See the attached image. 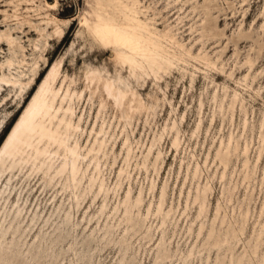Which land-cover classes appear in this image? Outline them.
Instances as JSON below:
<instances>
[{"label": "rangeland", "instance_id": "1", "mask_svg": "<svg viewBox=\"0 0 264 264\" xmlns=\"http://www.w3.org/2000/svg\"><path fill=\"white\" fill-rule=\"evenodd\" d=\"M45 1L49 5H54L55 0H0V65L13 58L16 63L12 73L25 76L22 78L25 82L33 74L41 73L36 80L38 83L48 73L46 66L64 58L61 77L67 76L65 82L69 84L73 81L70 88L81 93L80 100H75L76 118L74 117L75 122L81 118L80 130L71 137L70 143L73 145L77 141L82 148L81 153L85 154L86 148L92 145L95 138V134L90 133L91 129L99 131L103 126L107 132L105 136L107 156L101 157L100 180L109 193L106 199L101 193L93 200L99 183L90 192L88 183L93 168L89 166L88 158L82 163L81 168L85 176L78 191H74L79 199L85 198L83 203L80 201L81 207L78 210L65 181L55 184L52 188H46L42 184L41 175H36L30 165L17 172L13 182L16 191L20 186L24 187L25 193L29 191L26 195L28 200H24L25 220L20 226L13 222L12 207L15 199H12V196L0 203V231L8 230L11 233L19 228V233L14 239L11 235L5 240L0 239V264H155L157 245L162 237L161 217H156L155 213L160 189L164 184L167 187L164 212L172 207L175 213H171L164 228L165 248L169 259L161 264H182L181 260L190 250H193L191 264H215L218 259H222L221 264H233L239 258L243 259V264H256L264 257V234L262 239H256L260 231L259 226L264 223V184H261L264 177V144L257 162L258 150L262 145L259 142L260 125L264 117V28H262L264 0H209L208 7L205 8L204 0H138L137 8L151 19V26L160 32L173 28L180 43L191 49L194 55L206 51L208 57L216 62L219 71L206 69L197 61L187 59L188 65L179 63L168 75L163 74L162 80L157 84L150 78L140 79L137 84L134 79L129 78L127 68L121 69L115 65L109 50L103 49L85 35L80 36L78 17L86 8L85 0L58 1L55 13L61 19L74 20L71 21L70 27L65 29L63 39L52 41L54 38L52 26L47 25L44 20V16L52 11L44 6ZM204 23L211 28V33L208 37L200 39ZM41 29L45 31L39 32ZM239 31L245 33L246 37L240 40ZM247 57L253 61L252 70L247 66L241 67ZM22 61L23 63L19 65ZM88 67L105 69L112 76L121 74L147 105L157 99L154 111H150L148 117L149 124L144 127L147 114L142 113L138 121H134L127 128L129 143L133 149L128 169L123 162L125 151H121L124 142L121 133L124 123L121 111L111 99L102 94L99 85H88L85 78ZM230 73H233L231 79L228 77ZM9 74L6 67L0 68V78L2 75L10 78ZM247 74L248 78L244 82L243 77ZM224 87L227 97L223 101L225 113L222 116L218 107L223 98ZM36 89L35 86L33 91L26 95V90L20 91L18 88L0 83L2 141L18 118L19 113L16 111L20 103L24 98L27 101V97ZM234 91L237 92L238 98L243 100L245 113L242 112L238 101L231 118L227 103L228 96ZM101 102L104 103V107L100 110ZM99 110L101 113L97 115ZM199 121H201L199 131L193 134ZM173 122L180 132L177 151L171 145V136L174 132L170 131V127ZM164 128L166 131L158 145L162 154L157 162L159 174L157 175L151 166L156 156L155 149L149 157L148 172L145 173L141 166L136 167V164L142 163L141 152L146 153L153 138H158ZM231 134L234 140H238L239 156L232 157L226 169V177L221 180L223 167L217 161L214 162L215 150L221 142L228 143ZM234 140L231 142L232 146H235ZM246 142L249 143L248 167L250 170L254 168V175L248 183H243V175L240 172ZM208 153L210 155L205 166ZM114 156L117 157L116 164H113ZM196 163L201 170L200 184L205 185L208 178L212 188V193L208 195L206 219H203L206 227L204 239H196L198 221L193 224L192 235H188V227L197 215V209L191 201L188 202L190 209L184 213L187 193L190 189L194 193L196 184L191 186L186 182L183 186V179L187 168L188 173L191 172ZM120 169L130 175L129 181L125 174H122V180L118 181ZM152 181L156 184L153 195L149 192ZM129 186L133 201L139 191H143L139 215L140 220H144L149 214L145 226L140 231L136 229L137 233L130 230L125 236L126 227L122 224L111 236H104L105 225L117 226L122 218L121 204ZM234 187L237 189L233 191L232 201L228 203L225 192ZM63 202L64 209L60 212L58 207ZM217 203L226 207L229 216L234 211L235 220H238L239 224L240 214L245 213L248 206L250 210L247 223L239 239H228L233 248L232 254L212 249L209 255L202 252L200 256L198 251L206 240ZM103 205L106 210L101 215ZM116 207L119 213L115 221H110L111 213ZM68 211L74 218L65 226L67 219L64 213ZM134 215L136 212H133L135 218ZM107 217L110 218L107 220ZM226 229L227 225L220 229L219 222L215 224V232L220 230L221 236L225 235ZM124 236L127 247L126 244L121 245ZM11 241L14 242L11 244ZM213 242L214 239H210V244ZM255 245L258 249L254 256L250 250ZM10 247L13 248V253L10 252ZM249 259L251 261H248Z\"/></svg>", "mask_w": 264, "mask_h": 264}, {"label": "bare ground", "instance_id": "2", "mask_svg": "<svg viewBox=\"0 0 264 264\" xmlns=\"http://www.w3.org/2000/svg\"><path fill=\"white\" fill-rule=\"evenodd\" d=\"M58 1L59 0H55L54 5H49L47 1L44 2V6L52 11V13L46 14L44 16V20H46L47 25L52 26L53 29L52 36L54 38H52V41L55 39H63L65 36V29L70 27L71 21L74 20L61 19L58 14L55 13V8L58 4ZM204 3V8L208 7L209 0H204ZM85 4L86 8L78 17V25L81 29V32L79 33L80 36L82 37L85 35V37L89 38L92 42L98 44L103 49L109 50L115 65L120 66L121 69L124 67L127 68L129 72V78L134 79L137 84L139 83L140 79L145 80L146 78L154 80L157 84L162 80L163 74L168 75L173 68H176L179 65V63L188 65V62L186 61L187 59L194 60L195 62L197 61L206 69L218 71L216 62L212 61L208 57V55L205 53L206 51L200 52L197 55L192 54L191 49L186 48L177 40L176 34L172 30L173 28H167L166 30L160 32L156 27L151 26V19H148L143 14L144 11L138 10V0H85ZM39 10L41 11L42 9L40 8ZM262 28L264 27L262 26ZM44 31V29L39 30V32ZM241 31L238 32L239 39L246 37L244 36L245 33L243 34ZM209 33H211V28L204 23L201 27L200 39L208 37ZM72 47L73 44L71 45V48ZM63 59L64 58L62 57L61 59L54 61L52 65L46 66L48 73L44 78H41L38 83L36 80L40 77L41 73L33 74L27 82L22 79L25 76L13 74V66L16 63L13 58L0 65V68L6 67L10 73V78H6L4 75H2L0 78V83L11 88H18L20 91L26 90V95L30 94L35 86L37 87L36 91L31 94V96L27 97V101L25 100L26 98H24L20 103L16 111L19 113L18 118L13 123L12 127L0 144V203L11 196L12 199H15V204L12 207L14 210L13 222L18 226L23 224L25 220V217H23V213L26 209V203H24V200H28L26 195L29 194V191L25 193V189L24 187L22 188V186H20L18 191H16L17 188L13 182L16 173L23 171V169L28 165L34 169L36 175H41L42 184H44L46 188H52L55 186V184L65 181L64 183L67 184V189H70L71 195L73 196L72 198L76 202V210L81 207L80 201L83 203L85 200L83 197L82 199H79L77 193H74V191H78L82 183V179L85 176V172L82 174L81 168L82 163L86 158L89 160V166L91 165L93 168L88 183L90 192H92V189H94L93 187L99 183L97 194L94 195L93 200H95L101 193L106 199L109 193L108 190L104 188L103 182L100 180L101 157L105 158L107 156L105 152V148H107V141L105 137L107 132L104 130L103 126L100 127L99 131L94 130V128L91 129L90 133H94L95 138L92 145L88 147V149L86 148L85 154L81 153L82 148L77 141H75L73 145L70 143L71 137L76 135V133L80 130L79 124L81 118L79 117L78 121L75 122L74 117L76 118L75 100H80L81 93H78L70 88L71 84L74 83L73 81H70L69 84L65 82L67 76L61 77ZM22 63L23 61L19 63V65ZM243 66H247L249 70L252 68L253 61L250 57L245 59L241 67ZM181 69L186 71L184 68ZM220 72H222L221 69ZM232 75L233 73H230L228 77L230 78ZM192 77L193 74L191 75V79H193ZM85 78L88 82V85H99V89L101 90L102 94L111 99L114 105L121 111V117L124 122L121 131L124 137L121 151H125V155H123V162L128 169L130 164L129 162L132 159L133 149L129 143L127 128L130 127L134 121H138V117H140L142 113L147 114L144 127L146 124H149L148 117L150 116V111H154V104L157 102V99H154L152 104L147 105L143 101L141 95L132 88L130 82L127 79L122 78L121 74L119 73L116 76H112L105 69L100 70L98 68L88 67L86 69ZM247 78L248 74L243 77V81L246 82ZM0 97H2V93H0ZM226 97L227 91L226 87H224L223 98L221 99L218 107L219 113L222 116H224L225 113L223 101ZM228 97L229 101L227 103V109L230 111L231 118H233L235 104L238 101L240 102L242 112L245 111L243 107V100L238 98L236 91H234L233 94ZM215 98L216 97L214 96L213 99ZM103 107L104 103L101 102L100 110ZM201 108L202 103H200V110ZM100 110L98 111L97 115H100ZM200 125L201 121L198 122L193 134H196V132L199 131ZM245 126L246 119H244L243 128H245ZM165 131L166 128L162 130V133L158 136V138H153V141L150 143L145 154L141 152L140 156L142 157V163L136 164V167L141 166L145 173L148 172L149 157L152 154V151L155 149L156 156L151 166L156 174H159V171L157 170V162L161 158L162 154L158 145L161 142ZM170 131L174 132L171 136L172 148L177 151L180 144V139L178 138L180 132L177 130L175 122L172 123ZM233 140L234 138L231 134V136L228 138V143L223 144L221 142L218 148L215 150L214 162L217 161L219 165L223 167L221 180L225 179L226 177V169L230 165L232 157L239 156L237 154L239 148L238 140H234L235 146H232L231 142ZM259 142H261L262 145L258 150L257 162L261 157L264 144V117L260 125ZM248 152L249 143L246 142L243 149L244 160L242 163V171L240 172V174L243 175V183H248L252 175H254V168L250 170L248 167ZM209 155L210 154L208 153L206 156L204 162L205 166L207 164V159H209ZM116 158L117 157L114 156L113 164H116ZM123 169L119 170L118 181H120L122 178V174H125V178L129 181L130 175ZM188 169L189 168H187V173L183 179V186L186 182H189L191 186L196 184V189L194 193L191 191V189L188 191L184 213L190 209L188 206L189 201H191V204L197 209V215L188 227V235H192L193 224L198 221L199 227L196 234V239H202L206 233V227L203 219H206V214L209 207L208 195L212 193V188L208 178H206L205 185L202 186L200 184L201 170L198 163L195 164L189 173ZM261 184H264V177L261 180ZM119 186L121 185L119 184ZM166 188V184H164L160 189L155 213L156 217H161L160 229L162 231V237L156 249L157 253L156 260L154 262L155 264L164 263L169 259V255L167 254V250L165 248L164 228L166 227L171 213L175 212L172 207H170L167 212H164L163 208L166 203ZM155 189L156 184L154 181H152L149 192H151L153 195ZM235 189H237V187L226 190L225 193L228 197V203L232 201L231 198ZM142 192L143 191L140 190L137 197L133 201L130 197L131 188L130 186L128 187L126 197L121 204L123 208V216L118 222L117 226L112 224L105 225L104 236H111L113 232L117 230L122 224H125L126 227L124 231L125 236L130 230H133L134 233H137V231H140L142 228H144V223L148 219L149 214L146 215L144 220H140L141 217L139 213L143 203ZM181 193L182 192L180 191V194ZM3 208L4 206L2 209ZM58 208L60 209V212H63L64 202ZM105 208L106 207L103 205L101 209V215H103L104 210H106ZM249 210L250 209L247 206L245 213L241 212L239 224L238 220H235L234 211L232 212V215L229 216L227 215L226 207H223L221 204L217 203L214 217L211 221L210 228L205 238L206 240H204L203 244L201 245V250L198 251L199 255L201 256L202 252H206L209 255L212 249H216L217 252L224 250L225 253L232 254L233 248L228 239H239V236L243 234L244 227L247 223ZM133 212H136V215H134L135 218L133 217ZM147 212H149V208ZM262 212L263 208L261 209L260 216ZM118 213L119 209L116 207L111 213V218L107 217V220L110 218V221H115ZM64 216L67 219V223L65 225L67 226L70 224V219L74 218V216L70 211L65 212ZM217 222H219L220 229L224 225H227L224 236H221L220 230L217 233L215 232V224ZM259 227L260 231L256 239H262L264 234V223ZM18 233L19 228L13 230L11 233H9L8 230H2L0 231V239L5 240L8 235H11V238L14 239ZM125 236L122 239L121 245L126 244L124 240ZM210 239H214L212 244H210ZM13 242L14 241H11V244ZM257 249L258 246L255 245L252 250H250L251 254L255 256ZM9 250L11 253H13L12 247H10ZM125 250L127 252V248ZM192 256L193 250H190L188 255L185 256L184 259L182 258V264H191L190 261L193 260L191 259ZM221 260L222 259L216 260L215 264H221ZM232 260L234 259L232 258ZM232 260L230 263L233 262ZM242 261L243 259L239 258L233 264H243ZM248 261L251 260L249 259ZM256 264H264V257H262Z\"/></svg>", "mask_w": 264, "mask_h": 264}, {"label": "trees", "instance_id": "3", "mask_svg": "<svg viewBox=\"0 0 264 264\" xmlns=\"http://www.w3.org/2000/svg\"><path fill=\"white\" fill-rule=\"evenodd\" d=\"M6 132V131H5ZM0 141H2V138L0 139Z\"/></svg>", "mask_w": 264, "mask_h": 264}]
</instances>
